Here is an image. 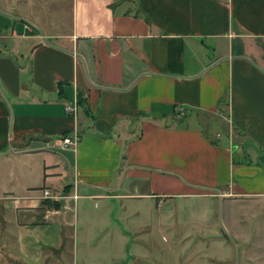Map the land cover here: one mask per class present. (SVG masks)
Masks as SVG:
<instances>
[{
	"label": "crops",
	"instance_id": "crops-1",
	"mask_svg": "<svg viewBox=\"0 0 264 264\" xmlns=\"http://www.w3.org/2000/svg\"><path fill=\"white\" fill-rule=\"evenodd\" d=\"M0 15V264H101L104 245L165 264L154 232L192 239L193 202L222 205L223 263L264 264V0H0ZM174 106L195 116L177 126Z\"/></svg>",
	"mask_w": 264,
	"mask_h": 264
},
{
	"label": "rangeland",
	"instance_id": "rangeland-1",
	"mask_svg": "<svg viewBox=\"0 0 264 264\" xmlns=\"http://www.w3.org/2000/svg\"><path fill=\"white\" fill-rule=\"evenodd\" d=\"M59 2H57L58 4ZM38 12V10H35ZM1 16V15H0ZM4 18V22L8 24L10 27V21L8 18L1 16ZM8 20V21H5ZM178 108H174L172 113L173 124L177 126L185 125V122L190 120L194 114H191L189 110H186L183 107V112L181 114H177ZM199 120L203 123L204 126H207L210 120H213V115L211 114H200ZM220 118L218 126L220 129L227 130L228 122L226 118ZM134 125V133L138 132L139 124L138 121L133 122ZM154 207V204H152ZM179 206H174V209L179 211ZM187 209L191 211L197 212L196 222H195V229L198 230L195 235H192V239H184L183 237L180 238H173L172 235L168 231H156L154 232L153 239L151 240V248L153 249V253L150 256L152 258L160 259L165 264H226L224 260L223 263V256H222V246L221 243L223 242L222 237L224 236L225 232L222 231V205L221 204H214L212 206V215L210 214L207 218L200 217L198 214L204 211L205 207L203 205H199L198 203L193 202L190 204V207H182L181 212L185 211L183 217H188V213L186 212ZM184 223V221H183ZM181 223L179 226V231L182 233L183 230L187 229V225ZM179 225V224H178ZM177 225V226H178ZM176 226V228H177ZM205 228L209 229L208 233H202L201 230H205ZM211 229V230H210ZM214 230V231H213ZM216 237H219L218 239ZM191 241V243L189 242ZM77 244L81 245V240H76ZM192 244V245H191ZM104 245V244H103ZM103 251H101V255L99 256L98 261L102 262L101 264H108L110 263L109 259L115 257L116 259L112 260L117 261L115 264H126L127 256L124 253L122 254H109L105 252V249H111L108 245H104ZM116 248V246L114 247ZM119 252L120 249L116 248L115 253ZM235 252V251H234ZM149 256V257H150ZM80 253L77 255V259L81 261ZM230 259L229 264H242L241 256L237 254V251L228 257ZM151 259V258H150ZM218 261V262H215ZM228 263V262H227ZM113 264V263H110ZM255 264V263H250Z\"/></svg>",
	"mask_w": 264,
	"mask_h": 264
},
{
	"label": "built area",
	"instance_id": "built-area-1",
	"mask_svg": "<svg viewBox=\"0 0 264 264\" xmlns=\"http://www.w3.org/2000/svg\"><path fill=\"white\" fill-rule=\"evenodd\" d=\"M175 108H178L177 114H181L183 111V107L182 106H176ZM65 111L69 114H75L76 113V108L75 107H71L69 105H65ZM78 136L77 134H73V135H65L61 137V145L63 147H75L77 142H78ZM42 197L44 198H54L53 195H51V193L49 192V190L47 189H43L42 191ZM74 197H76L74 195Z\"/></svg>",
	"mask_w": 264,
	"mask_h": 264
},
{
	"label": "trees",
	"instance_id": "trees-1",
	"mask_svg": "<svg viewBox=\"0 0 264 264\" xmlns=\"http://www.w3.org/2000/svg\"><path fill=\"white\" fill-rule=\"evenodd\" d=\"M78 104H79V106L83 107L85 111H88V110H87V106L85 105V102H84V98L82 97V95H81L80 93L78 94ZM174 107H175V106H174ZM141 117H142L143 119L147 118L146 114H144V113L141 114ZM156 121H157V120H156ZM48 205H49V206H54V207H57V206H58V204L55 203V202H54V203H50V202H48Z\"/></svg>",
	"mask_w": 264,
	"mask_h": 264
}]
</instances>
